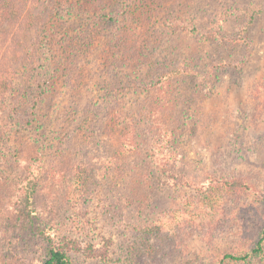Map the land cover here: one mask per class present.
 <instances>
[{"label":"rangeland","instance_id":"1","mask_svg":"<svg viewBox=\"0 0 264 264\" xmlns=\"http://www.w3.org/2000/svg\"><path fill=\"white\" fill-rule=\"evenodd\" d=\"M14 3L0 0V264H44L48 238L73 264L251 253L264 0Z\"/></svg>","mask_w":264,"mask_h":264},{"label":"trees","instance_id":"2","mask_svg":"<svg viewBox=\"0 0 264 264\" xmlns=\"http://www.w3.org/2000/svg\"><path fill=\"white\" fill-rule=\"evenodd\" d=\"M7 7L10 8L6 9V12L8 15H12L13 10L15 9L16 4L14 3V0H11V3L9 4V2H7V0H5ZM254 18V15H252L251 19ZM27 61V60H24ZM18 78V76L16 77ZM16 80V79H15ZM15 82V81H14ZM43 85V84H41ZM5 88L7 87V83L4 84ZM27 86V85H26ZM21 89V87H19ZM13 90H15L16 93H20L22 90L17 91L15 89V84L13 85ZM34 91V90H32ZM31 92V91H30ZM244 185H242L240 182H231V183H224V187L227 188V190L229 191H234L237 190L239 187H243ZM31 192L28 195H26L27 197V205L29 204V199L31 198V196L34 194V192L36 191V184L33 185L31 187ZM48 243H49V247H48V252H47V259L44 262V264H73L72 260L70 259V252L72 250H74L72 247L69 246V242H66L64 245H55L53 240L48 238ZM264 230L262 232V235L259 239V241L257 242L256 247L251 251V253H246L244 255H236V254H226L224 255V257L220 260L219 263L217 264H226L227 262H247L251 256V254L259 257V256H263L264 255ZM216 264V263H215Z\"/></svg>","mask_w":264,"mask_h":264}]
</instances>
